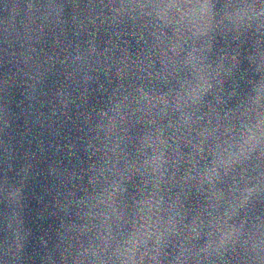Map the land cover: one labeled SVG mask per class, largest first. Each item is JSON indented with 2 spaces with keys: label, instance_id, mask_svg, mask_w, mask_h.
I'll return each instance as SVG.
<instances>
[{
  "label": "clouds",
  "instance_id": "1",
  "mask_svg": "<svg viewBox=\"0 0 264 264\" xmlns=\"http://www.w3.org/2000/svg\"><path fill=\"white\" fill-rule=\"evenodd\" d=\"M11 13L0 139L14 88L40 127L79 113L81 135L55 146L78 165L48 166L62 190L42 264H264V0H14ZM32 168L0 176V264H24Z\"/></svg>",
  "mask_w": 264,
  "mask_h": 264
},
{
  "label": "water",
  "instance_id": "2",
  "mask_svg": "<svg viewBox=\"0 0 264 264\" xmlns=\"http://www.w3.org/2000/svg\"><path fill=\"white\" fill-rule=\"evenodd\" d=\"M14 0H0V21L11 17V8ZM11 65L0 66V80L4 73L13 71ZM59 83L58 76H51L46 84L48 97H42L43 108L38 104L37 108L46 114L51 107V93ZM98 93L90 95V106H97L100 99ZM7 102L12 108V126L0 139V176L7 171L8 178L16 182L19 180L17 172L20 167L26 165L29 160L33 163L32 174L24 188L23 218L25 227L31 233L24 253V264H42L45 249L41 243V237L49 241V245L55 239L58 219L52 213V203L59 189L60 181L53 179L48 174V166L57 160H63L65 167L78 165L74 158H66L62 153L56 152V145L65 146L70 140L74 141L80 133L78 127L79 113L73 109L72 119L62 118L53 128L40 127L34 123V115L27 110V101L23 97L22 88H14ZM83 111V110H81ZM59 130V135H54ZM7 145V147H6ZM12 154H8V149ZM4 205L0 204V209ZM6 235L2 223H0V239Z\"/></svg>",
  "mask_w": 264,
  "mask_h": 264
}]
</instances>
